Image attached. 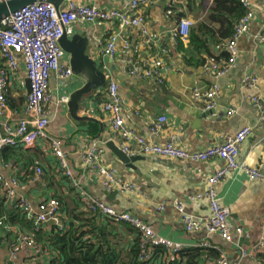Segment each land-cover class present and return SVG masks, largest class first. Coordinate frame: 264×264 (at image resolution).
<instances>
[{"label": "crops", "instance_id": "0c3cea01", "mask_svg": "<svg viewBox=\"0 0 264 264\" xmlns=\"http://www.w3.org/2000/svg\"><path fill=\"white\" fill-rule=\"evenodd\" d=\"M76 1L104 8L124 9L130 0ZM212 4L213 0H193L191 4L180 0L174 12L167 15L166 3L154 1L139 9L145 20V33L141 27L120 28L116 22H75L68 36L76 33L87 36L90 41L87 53L104 73L105 85L84 97L83 104L86 105H81L77 112L80 119H74L70 115L66 103L47 105L49 123L46 133L62 140L73 177L79 180L89 195L117 211L132 213L149 224L159 236L182 243L186 247L192 248L202 241H208L212 246L210 248L219 252V257L224 255L229 264H237L239 248L250 252L260 236V225L264 217V181H251L243 171L238 170L218 183L216 192L220 203L230 211V231L234 234L235 228L241 229L239 234L233 235V241L228 242L216 233L208 234L205 227L188 232L175 203L178 201L182 204L184 214L197 220H206L209 215L205 196L206 182L221 162L216 159L185 162L154 155H138L141 158L136 159L131 166H126L106 146V143L113 142V145L121 147L123 140L112 131L108 115L101 107L108 81L114 79L119 85L122 115L128 128L151 142H171L189 151L202 150L219 143L220 136L233 134L242 126L249 125L252 133L245 140L238 161L242 166L256 167L264 173V42L259 40L260 35L264 34V0H255V12L249 30L237 41L236 62L217 80L220 92L216 97L215 107L206 109L204 101L193 100L191 91L194 88L202 91L207 89L212 84V77L204 71V65L194 62L195 59L191 64L186 62L184 53L176 48V40H171L169 32L181 17L191 18L194 25L198 21H204ZM116 32H121L129 40V49L123 51L118 45L113 57L100 54L101 45ZM182 43L183 48L190 52L189 43ZM162 49L167 50V53L162 54L165 64L162 69V85L129 74L127 62L130 58L150 59ZM214 55L218 62L227 58L215 48ZM196 57L194 54L193 58ZM64 62L69 64L67 54ZM1 65L2 60L0 67ZM248 74L261 77L256 89L243 87L242 78ZM9 78L8 104L20 110L28 92L22 62ZM80 85L78 77L73 76L65 81L52 77L49 91L54 95L69 96ZM251 96H258L262 100V113L250 101ZM231 105L235 107V113L227 115ZM162 115L166 118L163 132L159 137L152 136L150 124ZM93 140H99L103 145L104 151L99 164L113 170L122 182L133 185L132 191L122 193L118 189H103L101 177L83 163L80 153ZM7 163L9 165L4 167L3 164ZM34 163L44 169L42 180H37L31 169ZM0 174L5 178L16 176L22 186L17 190V195L23 196L35 209L39 201L55 197L61 201L66 221L81 216L84 210L77 190L70 179L62 174L43 140H38L30 148L14 149V155L6 157L3 154ZM1 195L6 198L2 187ZM5 201L12 203L7 199ZM98 215L96 222L105 227L109 234L107 237L122 252L128 250L136 239L135 231L126 223L113 221L106 215ZM18 223L16 221L9 227H0V264H34L24 253L12 252L17 234L28 229L24 224ZM41 226L44 233H49L54 228V224L48 221ZM218 258L209 264H215ZM257 261V254H253V257H245L240 264H257Z\"/></svg>", "mask_w": 264, "mask_h": 264}, {"label": "built area", "instance_id": "2783aa9c", "mask_svg": "<svg viewBox=\"0 0 264 264\" xmlns=\"http://www.w3.org/2000/svg\"><path fill=\"white\" fill-rule=\"evenodd\" d=\"M3 1L6 0H0V2ZM154 1L166 3L165 13L167 15H171L175 7L180 4V0H130L124 9H118L84 4L76 0H64L56 9L50 3L37 2L27 4L0 19V61H3V65L0 67V162L2 161L3 148H30L38 140H43L56 159L62 174L70 179V183L77 190L83 207L89 212L106 215L116 222L126 223L135 231L139 237L141 248L139 259L142 261L152 258L154 250L158 247L163 248L171 258H178L182 250L190 247L159 236L149 224L141 221L132 213L117 211L100 199L89 195L79 180L73 177L63 150L62 140L46 133L49 123L47 105H59L68 101L69 96H58L49 91V85L52 77L58 81H65L73 77L69 64L64 62L65 52L58 41L64 33L67 35L71 33V27L75 22H116L120 28L141 27L142 32L145 33V20L139 13V9H143ZM239 2L244 8V14L234 22L232 36L215 46L216 51L227 52V59L222 62L212 60L204 65V71L212 77V84L203 91L199 88H194L191 91L193 100L204 101L206 109L215 107V100L220 92L217 80L234 66L238 55L237 41L249 30L254 17L255 0H239ZM193 26L194 21L191 18H179L178 22L170 29L171 40L180 39L189 43V31ZM259 40L264 42V34L260 35ZM118 45L123 51L130 47L129 40L123 37L121 32L110 35L101 45L99 53L113 57ZM164 53H167L166 49H162L150 59L130 58L127 62L129 74L145 80H153L159 86L162 85L164 83L162 69L165 66L162 54ZM20 62L24 66L30 90L25 95L24 106L17 110L9 106L7 93L10 86V74L17 70ZM260 80L261 77L258 75L248 74L242 78L241 83L243 87L256 89ZM250 101L262 113V100L258 96H251ZM101 107L103 112L108 115L112 131L123 140L122 151L128 155H154L185 162H206L214 159L221 162V165L213 170L206 182L205 196L208 200L209 210L206 220H197L184 214L183 206L178 201L175 203V207L182 214L186 231L205 227L208 234L216 233L228 242L233 241V235L239 234L241 229L235 228L234 234L230 231L228 224L230 211L220 203L216 187L227 175L238 170L243 171L251 181H264V173L258 168L242 166L238 161L239 152L247 137L251 135L252 127L244 125L233 134L220 136L219 143H214L202 150L189 151L177 147L171 142L165 144L151 142L128 128L122 115L119 85L114 79L108 81L105 99ZM234 113L235 107L231 105L226 114ZM3 117L5 118L3 119ZM165 121L166 118L162 115L150 124L149 130L152 136L159 137L162 134ZM103 151V145L99 140H93L81 151L80 156L83 163L101 177L103 189L108 191L118 189L122 193L132 191L133 185L122 182L115 176L113 170L106 169L99 164ZM8 165V163L3 164L4 167ZM34 173L37 180H42V166H35ZM0 180L6 199L17 202L26 217L33 221L35 227L52 220L59 231H65L64 214L57 198H45L37 203L35 209L23 196L17 195V190L22 186L16 176L5 178L0 174ZM3 223L4 221L0 219V227L3 226ZM260 227V236L251 251L247 252L239 248L237 264H240L247 256L253 257V254L264 253V217ZM193 247L208 248L212 246L208 241H202ZM12 252L13 254L24 253L33 263L41 260L43 254L47 255L48 253H44V250L27 231L17 234ZM215 264H229V262L226 256L221 255ZM257 264L262 263L257 261Z\"/></svg>", "mask_w": 264, "mask_h": 264}, {"label": "trees", "instance_id": "16d2710c", "mask_svg": "<svg viewBox=\"0 0 264 264\" xmlns=\"http://www.w3.org/2000/svg\"><path fill=\"white\" fill-rule=\"evenodd\" d=\"M186 1L188 4L193 2V0ZM243 14L244 8L239 0H213L206 19L198 21L190 28V52L183 48L180 39H176V48L184 53V58L189 64L193 59L200 65H206L209 60L216 61L215 46L232 36L234 22ZM220 53L228 57L227 52L220 51ZM194 54L196 58H193ZM3 154L6 157L14 155V149L5 147L2 156ZM37 165L36 163L32 165L33 173ZM5 199L1 195L0 180V219L4 221L3 225L9 227L16 221L24 224L28 228L25 231L44 250V253L48 252L47 255L43 254L41 261H36L34 264H209L220 255L214 248L192 247L182 250L178 258H171L163 248L158 247L154 250L152 258L142 261L139 259L141 248L138 235L129 249L122 252L115 246L113 240L107 237L109 234L105 227L96 222L98 213L89 212L85 207L81 216L65 220V231H59L54 225L49 233H44L43 227H35L17 202L8 203ZM58 201L61 205V201L59 199ZM62 212L64 214L63 210ZM257 258L264 264V253H257Z\"/></svg>", "mask_w": 264, "mask_h": 264}, {"label": "water", "instance_id": "95a60500", "mask_svg": "<svg viewBox=\"0 0 264 264\" xmlns=\"http://www.w3.org/2000/svg\"><path fill=\"white\" fill-rule=\"evenodd\" d=\"M46 2L52 4L56 9L64 2V0H6L0 2V19L10 13L15 12L19 8L32 3ZM59 45L69 57V66L73 76L80 78L81 85L69 94L67 107L70 115L74 119H80L77 112L81 105L85 106L84 97L93 91L105 85V75L99 70L96 61L87 53V47L90 43L87 36L81 33L68 36L64 33L59 39ZM26 88L29 92V80L26 79ZM84 118V117H83ZM119 161L126 166H131L136 159L141 158L138 155H128L122 151L121 147L113 145V142L106 143ZM53 223L49 220L48 223ZM54 224V223H53Z\"/></svg>", "mask_w": 264, "mask_h": 264}]
</instances>
